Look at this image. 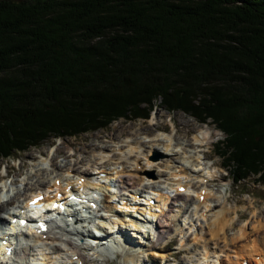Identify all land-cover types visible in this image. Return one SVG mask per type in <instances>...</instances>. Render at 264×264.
<instances>
[{
	"label": "trees",
	"instance_id": "1",
	"mask_svg": "<svg viewBox=\"0 0 264 264\" xmlns=\"http://www.w3.org/2000/svg\"><path fill=\"white\" fill-rule=\"evenodd\" d=\"M158 101L264 184V0H0V159Z\"/></svg>",
	"mask_w": 264,
	"mask_h": 264
},
{
	"label": "rangeland",
	"instance_id": "2",
	"mask_svg": "<svg viewBox=\"0 0 264 264\" xmlns=\"http://www.w3.org/2000/svg\"><path fill=\"white\" fill-rule=\"evenodd\" d=\"M150 119L146 120L143 118H136L126 120L121 119L113 124L111 123L108 128L104 129H96L95 131H89L88 133H82L81 135L77 137H67L65 139H49L45 141L43 144H40L37 147L28 148L25 152L19 153L16 156H12L11 158L7 159H1L0 160V177L4 175V168L8 170L10 174V179L8 180H0V188L6 185V190H12V189H19L24 190V188L28 186H34L41 184L42 181H49L50 179L56 178V176L61 177L63 174H61L60 169L53 164L51 166L49 160L50 158L56 154V150L58 147L62 148L65 153H68L70 156H72V153L76 150L77 152L74 153L73 157H66L64 154H60L61 156L58 157V163H63L65 165H70L72 168L75 167V170L77 174H82L86 172V169L91 171L94 165L97 167L98 164L96 163L97 158L99 157V150L97 147H93L92 150L87 151V146L92 144L94 142L98 147H112L113 150H116L121 145H127L130 141L138 140L141 142L144 146L141 150V152H144L145 150H148L149 147L153 146V152L151 153L150 159L153 157L152 162H156V160L160 161L162 158H165V160L173 158L171 161H174L173 164H171L172 168L175 167V165H179L180 167L182 165H185L189 168H197V164L194 165V163L197 162V156L201 155L202 150L197 149L198 147H191L187 148L186 143L188 141L192 140L194 137H192L194 134L199 135V137L203 139L204 145L206 148V152H210L209 160H206V164H214V167H212V170L216 172V178L217 180L215 183L208 186L209 190V197H208V206L212 208L211 211H208L207 218L199 219V214H196V217L194 216L193 210H188L185 217L182 218V223L179 224V227H181V230H174L175 233L174 236L178 237L177 240L173 241L169 247H166L164 249V246L167 243H170V240L173 239V237H163V239L160 240V242H155L156 238L153 237L154 235H149L147 232H141L135 231L132 229L129 234L133 233L135 236H138L139 238L135 239L133 237L134 244L122 246V250L126 254L119 258L118 264H201L199 263L201 261L202 253V245L207 242L209 243L208 246L211 250L215 249L216 253L210 254L209 260L215 261V259H218V264H225V255L229 254V256L232 258L234 256V253L232 251L233 248H236L235 250L240 247L242 243H239L238 245H230L228 248V251H225L224 253H220L221 246L224 245L223 240H221L223 234L225 237H227V241L231 242V239L239 238V239H246L247 234L245 235V231L247 233H251L250 237H253V234L256 232L254 230L252 234V228L254 225L261 224V229L259 235L261 237L264 236V184H260L257 179L250 178L248 180H244L242 184L235 186L232 182L230 173L226 172L222 167L217 165L216 163H221V159L216 153L214 152V144L217 142V140H223L224 135L221 133V131H217L215 129L214 125L211 122H206L203 125L199 123L193 116H188L185 113L181 112L180 110L177 111H169L165 106H163L160 101L156 102L155 109H152V112L150 114ZM172 120V122H171ZM183 121H190L191 124L190 128H185L183 125H180ZM153 122V127H155V131L152 134L144 133L143 130H140L141 125H144V127L149 126ZM156 123H160L162 125V128H157ZM173 123V124H172ZM156 125V126H155ZM162 130V131H159ZM122 136H121V135ZM187 134V136H186ZM190 134V135H189ZM120 136V137H119ZM167 136H172L175 140H177L178 145L176 148V154L168 156L165 154V150L163 148V139ZM185 138V139H184ZM160 140V141H158ZM123 143V144H122ZM110 144V145H108ZM175 145V144H174ZM202 147V146H201ZM124 148V147H122ZM164 150V152L162 151ZM190 150V152H189ZM159 152V153H158ZM161 152V153H160ZM119 153V151H118ZM137 154V153H135ZM134 154V155H135ZM59 155V154H58ZM102 155V154H101ZM127 152L124 153L121 152L119 155L121 160L130 162L129 155H127ZM62 156H65V159H69L67 162L64 160ZM44 157V158H42ZM85 159L84 163L80 162L78 163V158ZM128 157V158H127ZM142 161L145 163V168L147 166L150 167V171L155 173L154 175H151V179L154 181V183L159 186V188H163L165 194H171L173 191L171 188H168L169 186H172V183L174 181L172 180L171 175H163L162 172H172L170 169H166L164 166L157 165L155 163V166L158 167H151L147 164V158H143ZM201 157V156H200ZM114 158L113 156L110 157V159ZM57 159V158H56ZM200 160L201 158L198 157ZM116 160L110 161L107 160L105 165H109L111 167H115L116 165L112 163H117ZM37 164H41L45 166V170L37 171ZM67 163V164H66ZM23 165V168H22ZM104 165V164H99ZM202 166L199 165V167ZM80 168H83L84 171H80ZM65 169V167H64ZM148 169V168H147ZM149 170V169H148ZM36 172V173H34ZM64 173V172H63ZM149 173V171H148ZM161 173V174H159ZM90 175V174H87ZM188 179L189 183L193 190H197L195 188V183L197 182V174L189 172ZM219 176L224 177L222 179L219 178ZM150 177V176H149ZM196 180V181H195ZM204 180V179H203ZM26 183V184H25ZM28 183V184H27ZM194 183V184H193ZM141 188V187H139ZM168 188V189H167ZM169 191V192H168ZM211 191V192H210ZM167 192V193H166ZM27 196V195H26ZM28 197V196H27ZM22 198L21 200H23ZM117 202L111 203V200L109 204L112 205V210L110 214H120L121 206L118 207V204L121 200H118ZM117 206V207H116ZM230 208L229 212V219L230 222L225 227L223 233H219V239L216 240V244L214 245L215 241L210 240V236L213 234L210 233V227L212 224V221L215 222V216L217 209L221 208ZM226 208V209H227ZM216 213V214H215ZM197 218V219H196ZM190 222V223H189ZM245 226V227H244ZM247 227V228H246ZM175 228V229H177ZM174 229V228H173ZM202 229V230H201ZM200 230V231H199ZM209 230V231H208ZM242 232H239L241 231ZM186 231V232H185ZM183 232V233H182ZM194 232H196L201 238V234L203 237H205V240L200 241L199 238H195ZM200 232V233H199ZM209 232V233H208ZM249 233V234H250ZM188 234V235H187ZM200 234V235H199ZM182 236H188L186 246L189 245V247L186 249L184 253H180V258L177 257L178 253L177 251L180 250V248H183L184 246H180V243L182 241ZM194 236V237H193ZM194 239L199 240L200 242L196 243ZM153 241V242H152ZM111 242H114V238L111 239ZM139 242H142L141 244H138ZM150 242L153 244L155 243L156 247L151 246ZM213 242V243H212ZM134 245V246H133ZM173 245V246H172ZM262 245V249H263ZM136 247V248H135ZM171 247V248H170ZM218 247V249H217ZM220 247V248H219ZM129 248V249H128ZM227 250V249H226ZM214 251V252H215ZM154 252L158 255H154ZM87 252L83 251V254ZM177 253V254H176ZM264 253V251H263ZM87 255V254H85ZM97 256V255H95ZM93 256V254H90L87 260V264H102V260L99 258H96ZM100 257V256H98ZM203 258V257H202ZM181 259V260H180ZM222 259V260H221ZM184 261V262H182ZM199 261V262H198ZM217 261V260H216ZM220 262V263H219ZM111 264H116L117 262L111 260L109 261ZM108 263V264H109Z\"/></svg>",
	"mask_w": 264,
	"mask_h": 264
},
{
	"label": "bare ground",
	"instance_id": "3",
	"mask_svg": "<svg viewBox=\"0 0 264 264\" xmlns=\"http://www.w3.org/2000/svg\"><path fill=\"white\" fill-rule=\"evenodd\" d=\"M171 122H172V120H171ZM189 122L190 121H183L182 123H180V125H183L185 128H190L191 124ZM156 125L155 126L157 128H162V125L160 123H156ZM140 130H143L144 133L152 134L156 129H155V127H153V122H152L147 127H144V125H141ZM159 131H162V130H159ZM186 136H187V134H186ZM192 137H194V138L192 140L188 141V143H186V147L187 148L198 147L197 149L202 150L201 155H203L204 158H206V160H209L211 153L206 152V148H205L204 141H203L204 138L201 139L199 137V135H197V134H194ZM158 141H160V140H158ZM108 145H110V144H108ZM163 145L165 147V148H163L165 150V152H164V150H162V151L165 154H167L168 156H171L172 154L175 155L177 153L176 148H177L178 142L172 136L165 137V139H163ZM143 146L144 145L141 142H139L138 140H135L132 142L130 141L127 145H123V146L121 145L116 150H113L112 147H108V146H106V147H100L99 146L98 147L94 142H92V144L87 146L86 152H88L89 150H92L93 147H97V149H100L99 154H98L99 157L97 158V161H96V163L98 164L99 167L94 165L93 168L91 169V171L86 169V172H84L82 174H77L75 167L72 168L70 165L64 166L63 165L64 162L60 163V164L58 163V157L61 156L60 154H62V155L64 154L66 157L69 158V157H73L74 153L77 152L76 150L74 151V153H72V156H70L68 153H65V151L62 148L58 147V149L56 150V154L58 153L59 155L58 154H57V156L53 155L50 158L49 162H50L51 166H53V164H55V166H57V168L60 169L61 171H63L64 173H66L67 171L69 173H75V175H77L79 178L74 180V182H78L82 176L85 177V176H87V174L92 175V177H90V178H93V176H95V173L96 174L105 173L107 175V179H105V181L107 182L109 180H111V181L115 180L117 182V184L120 186L119 189H122L121 191H123V192L125 190L130 191V192H133L134 190L139 191L140 189H138L137 187L142 186L143 183L147 180V178H150V177H152L151 175L155 174V173L150 171L149 166H147V168L149 170L147 168H145V166H141V162H143L142 161L143 159L141 156H143V158H145V157L147 158V160H148L147 164L148 165H150L152 163L150 165L151 167H158V166L154 165L155 163H157V165H160L161 167L164 166L166 169L172 170V172H167V174L165 172H162L163 175H168V174L171 175L172 180L174 182L176 179H178V180L176 183L177 189H175L176 193H175L174 198L171 199L170 196L162 194L164 196V199H166L168 201L171 200V202L169 204L168 211H166L164 213L162 212L161 215H159V222H157V225H156L157 234L155 235V236H157V241H159L160 238L161 237L163 238L166 234H168V237H173L175 234L173 232L174 230L178 231V230L182 229L181 227L177 228L179 226V224L177 225V227H174V229L171 228V225H174L175 221L177 222L181 213H184V215L187 213L186 209H187L188 203L191 202V203L195 204V214H194L195 217L197 214V212H196L197 209H200L202 207L203 208L208 207V197L210 194L209 190H208V192L206 191L204 193L205 202L204 201L200 202L199 196L202 193L201 190H203L202 189L203 187L200 188L199 192H196V199H194V196L191 195L193 193V190H191V188H189L187 190V194H183V193L179 192L180 187L186 186L183 182L184 180H182V179H187L189 176V172H191V171H192V173H196L198 176H200V178L201 177H206V178L210 177L211 178L210 180L214 181V182L217 180V178H216L217 176H216V172L214 170L211 169V170L206 171L205 167H201V168L199 167V165H201V162L198 159V157L201 158L200 157L201 155L199 156L198 153H196V156H197L196 164L198 165L197 166L198 169L197 168L192 169V168H189L185 165H182L181 167L179 165L178 166L175 165V167L172 168L170 163L173 164L174 161L169 162L170 160L173 159L172 157L168 160H165V158H162L160 161L156 160V162L154 163V162H152L153 157L150 159L151 153L154 151L153 150L154 145L149 147L148 150L141 152ZM122 147H124V148H122ZM118 151H119V153H118ZM123 151H124V153L127 152V155H129L128 160H130V162H126V161L121 160L122 157H120L119 155ZM189 152H190V150H189ZM135 153H137V154H135ZM65 156H62L64 158V160H66ZM112 156L114 158L110 159V157H112ZM68 160L69 159H67L66 162ZM84 160H85L84 158L83 159L78 158V163H80V162L84 163ZM107 160H110V161L116 160L117 163H112L116 166L111 167L109 165V163H107L108 165L106 166L105 163L107 162ZM99 164H104V165H99ZM214 164L212 163L213 166H214ZM216 164L220 165L219 163H216ZM36 165H37V169H38L37 171L45 170V166H43L42 163L41 164L36 163ZM64 167H65V169H64ZM22 168H23V165H22ZM80 171H84L83 168H80ZM148 171H149V173H148ZM63 172H61V174H64ZM34 173H36V172H34ZM159 174H161V173H159ZM58 179L59 178H57V180ZM151 179H154V178H151ZM68 181H69V179L67 180V182ZM40 183L41 184H39L37 186L35 185V187L27 185L23 191L18 189L15 192V190L13 189L12 194H11V191L9 190L8 191V198H7V199H9L8 201L3 202L4 199L2 197H0V211L8 209V207L11 204H13V202L14 203H23V201L21 200V197L24 198L25 195L29 196L30 194L33 195L35 193H38L40 190L42 191L43 187H45L47 184L49 185V188L55 187L58 189L61 188V185H62V183L59 184L60 186L56 185L55 181H53V180L52 181L51 180L42 181ZM88 184L91 185L93 183H88ZM98 187H101L105 190L106 189H109V190L112 189V187H110V184H107L106 186L98 185ZM148 187H150L149 188L150 190L160 191L159 187L156 185H154L152 187L151 186H148ZM1 188H2V186H1ZM1 188H0V193L3 191ZM116 192L117 191L112 193L111 197H109L110 200L115 201V202H117V198L119 197V195H116ZM162 195H160V196H162ZM132 198L133 199H130L127 202L123 203L124 205H126L127 208H124V211H122L123 212L122 215H119V216L116 215L118 218H116L115 221L109 222L107 219H105L106 216L105 217H103V216L99 217V219L101 220L99 223L102 225V227L103 228L108 227V229H115L113 225L116 224V222H120L122 224V226H127L125 223V221H127V222H130V223H128V227L131 226L132 229H134L135 231H140V233L146 232L147 229H151L153 231V225L150 224L148 219L146 220V222L143 221V222L138 223V225H135L134 222H131L129 220L130 219L129 218L130 217L129 212H130L131 208L133 206L137 207L136 201L138 200V198L134 192L132 193ZM122 199H123V197H122ZM124 200L125 199H123V201ZM109 203H110V201L107 198L106 202H104V207L108 208L106 210L110 211L112 205ZM229 209L228 208L227 209H221L220 212L217 213V216H216L217 218H215L216 219L215 222L212 221V224L210 227V233L213 235L210 236L211 237L210 240L213 242L215 241L214 245H217L216 240L219 239V237H220L219 233H223L225 227L230 222L229 215H228L230 212ZM203 213H204V210L200 213V215L203 216L204 215ZM145 214H146V211H143L141 213V215L143 217L145 216ZM149 216L153 217V214H149ZM1 218L2 217L0 215V220H1ZM2 221H3V223H6L5 220H2ZM89 227H91V226H89ZM123 228L124 227L120 228V230H121V233L123 234V239L125 240L124 242L126 243V245H131L134 242L133 240L139 238L138 236H135V234H133V233L129 234V232H127V230L126 229L124 230ZM175 228H177V229H175ZM15 229H16V227H15ZM260 229H261V224H259V225L256 224L252 228V230H253L252 234H253L254 230L256 231L253 234V237H250V235H251L250 232H249L250 233L249 234L245 231L244 232L245 235L247 234L246 239L243 240V239H239V238H235V239L232 238L231 242H228L227 237H225V235L223 234L221 240H223L224 245L221 246L222 248L220 249L219 254L224 253L225 251H228V248L231 244L232 245H238L239 243H242L240 245V247L237 249V251L235 250L236 248H233L234 251H232V252L234 253V256H232V258L229 256V254L225 255V258H227V259L223 260V261H225V264H242L243 258L250 259L251 257H253L255 255L259 256L258 260L255 258L256 259L255 263L256 264H264V253H263V249H262V245H264V236L261 237L259 235ZM239 232H242V230ZM69 234H71V233H69ZM193 234H194L196 239L199 238V236L196 232H194ZM64 235L65 236H61L60 234L54 233L53 231H51V233H49L47 238H45V239H43L44 235H40V238L38 237V238H36V240H34V247H29V246L25 245L22 249H19L17 251V254H15L13 257L12 256L7 257L5 255H1L0 261H2L3 263H6V264H29L30 261H33L35 263L38 262V264H79L80 262L87 264V258L84 256V254H82L83 252H82L80 245L76 244V242L74 240H72V236L69 238L67 236V234L64 233ZM92 235L94 236L93 233H92ZM203 235L201 234V238H199L200 241L206 239L205 237H203ZM155 236H153V237H155ZM133 237L135 239H133ZM186 238H188V236H186ZM186 238H185V236H182L183 240L180 243V246L181 245L184 246L183 248H180L183 251H186V249L189 247V245L186 246V244H188ZM94 239H97V238H95V236H94ZM196 239H194V241L196 243L200 242L199 240H196ZM152 242H150L151 246L156 247L155 243L153 244ZM141 243L142 242H139L138 244H141ZM208 244L209 243L206 240V243L202 245V249H200V250H201L203 258L201 257L200 258L201 261L200 262L198 261V262L201 264H218V259H215V261L209 260L210 254H212V252H213V253H216V255H217V252L215 251V249L211 250L208 247V246H210ZM52 245L53 246L54 245H60L61 246L60 248L56 247L57 252L53 258L51 256L48 257V255H45L46 254L45 252L49 251L52 248L51 247ZM121 245L122 244L120 243V240L119 241L116 240L114 242V244H112L111 249H107V247L104 246L103 251L101 248L99 250L98 249L96 250V253L97 252L100 253L99 255L95 256L96 254H94L93 256H95L96 258H98V256H100V259L102 260V264H108L109 261H111V260L117 262L116 264H118L119 258H121L122 256H124V254H126L125 248H123L124 252L122 253V255H120L121 257L116 255L118 250L122 249ZM91 247L94 248V246H91ZM94 249H96V247ZM217 249H218V247H217ZM39 255L42 257L41 259L38 257ZM77 255L79 256V259L77 260V262H74L72 260V258H74ZM154 255H158V254L154 252ZM177 257L180 258V253H178ZM182 262H184V261H182ZM189 264H193V263H189ZM223 264H224V262H223Z\"/></svg>",
	"mask_w": 264,
	"mask_h": 264
},
{
	"label": "water",
	"instance_id": "4",
	"mask_svg": "<svg viewBox=\"0 0 264 264\" xmlns=\"http://www.w3.org/2000/svg\"><path fill=\"white\" fill-rule=\"evenodd\" d=\"M14 1H17V0H14ZM22 1V0H21Z\"/></svg>",
	"mask_w": 264,
	"mask_h": 264
}]
</instances>
